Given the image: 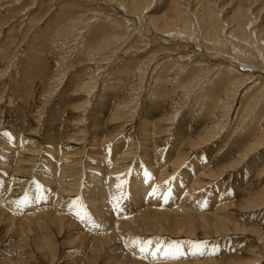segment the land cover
<instances>
[{"label":"rangeland","instance_id":"1","mask_svg":"<svg viewBox=\"0 0 264 264\" xmlns=\"http://www.w3.org/2000/svg\"><path fill=\"white\" fill-rule=\"evenodd\" d=\"M200 2L217 6L219 9L215 7V12L222 17L223 21H230L237 7L251 9L252 15H256L261 10V15L253 16V19L257 18L259 24L264 21V0L252 2L251 5L247 0H208V2L207 0H152L150 8L144 11L143 19L129 15L122 4L118 3V0H0V141H2V136L8 133V135L16 137L22 136L26 139L29 138L28 140H34L33 142L36 141L42 153L48 152L49 149L70 148L72 151L74 150V154L77 153L75 159L86 161V152L92 146H101L100 148L96 147L97 149H107L116 145L122 147L126 143L141 142L142 126L148 117L149 120H153L151 130L157 128L161 131L159 138L162 143H158V150L167 153L170 149L177 151L182 148L181 151H183L182 155L185 160L180 167L176 168L172 165V158L171 161H167V173H165L166 179H164L167 180V183L169 180L167 191H171L169 188L173 190L178 177L183 175L185 170L191 169L196 161L199 160L197 165L205 162L215 173V178L206 177L200 188H194L198 197L202 195L201 198H197L198 207L201 203L203 204L205 199L204 204L209 203L208 198L211 196L217 198L221 203H225L226 200V203L231 207L236 205V207H229L228 213L233 215L238 225L240 224L251 231L255 228V230L259 229L264 232V205L250 210H243L237 206L250 200L251 202L258 201L257 199L264 195V135H261L264 134V100L258 105V101L255 100L259 92H264V83H262L264 81V59L257 58L259 65L257 64L258 70L255 71L250 66L251 64L248 65L247 70L242 66L239 68L235 66V70L253 76L252 80L245 81L241 86L239 84L243 79L238 77L233 81L224 69L222 73L228 76L227 81H224L212 95L213 97L209 98L199 89L200 83L205 80L202 76L211 74L209 76L211 77L213 75L215 80L212 79V81H215L213 83L216 84L220 78L214 76L222 68H218L215 63H230L233 60L234 52H231L232 57L224 56V59L221 56H216V53H206L203 46L198 49L196 43L188 42V39L186 40L183 36V39L176 38L177 40L166 36L162 39L150 23V17H160L163 22H167V17H172L176 7L180 6L181 9L184 7L191 9L192 15L189 14V18L192 20L198 15L196 6L198 7ZM221 13L223 14L221 15ZM248 28L253 27L249 26ZM123 39L126 45L123 44ZM142 45L143 47H141ZM113 48L116 50L119 48L118 55L117 51H112ZM135 50L137 51L133 52ZM127 51L129 52L127 53ZM184 58L189 61L187 62ZM206 62L208 63L206 64ZM251 71L255 73L253 72V74ZM160 73L161 78L165 79V87L164 90L163 88L155 90ZM175 75L180 76L177 78L178 80L175 79ZM175 80L176 82H174ZM249 81L259 84L256 87L257 90L250 92L251 95L245 94L252 86ZM191 84H194L197 89ZM235 85L240 86L239 90ZM183 86L187 88L189 86L190 91ZM235 94L237 95L236 101L233 97ZM230 107L233 110L229 118L227 110ZM114 117L115 119L119 118L115 120ZM171 117L174 118L172 121L169 120ZM159 118L160 120H158ZM152 131L149 132L151 138L155 136L152 135ZM97 137L101 142L98 143V140L96 142ZM202 140L207 141V144H202ZM260 140L262 141L260 142ZM14 141L12 139L11 142L14 143ZM257 141L260 142V147ZM254 146L256 147L253 148L255 150L252 149L253 153L252 150L248 151L250 147ZM247 151L249 153L245 162H242L238 167L229 168L231 164L240 159L239 153L244 155ZM254 151L256 152L254 153ZM39 155L37 154L35 158V171H38L42 163L43 154ZM74 165L78 164L74 163ZM134 165V160H127L121 172H129ZM227 165L228 167H226ZM209 168H205L204 171L207 172ZM221 171L225 172L221 173ZM36 174L33 172L30 175L18 176L17 180L13 182L8 178L10 181L8 192H12V189L21 190L20 194L12 196L17 198L19 205L12 207L10 204L11 207L8 205L6 208L7 206L0 204V210L7 212L8 216L16 217H19L18 214L21 212H32L35 204H31L29 207L26 205L27 208H25L26 206L21 202L24 201L28 191L38 188L35 185L39 181ZM15 181L16 183L20 182V185L23 184L14 186ZM170 182L174 184H170ZM11 183L13 186L10 188ZM47 194V190L43 189V192L40 191L37 195L40 204L45 207L41 209L49 208L51 213L58 210L59 215L72 217V221L79 222L77 225H80V221L75 216L76 213L73 215L74 209L71 207V203L67 204L66 208L63 206L65 203L56 207L57 199L53 202L39 199L41 195L46 198ZM72 199L76 200L77 197L74 196ZM200 199L204 201L201 202ZM32 201L35 200L32 199ZM204 204L200 207L201 209H198L203 214L208 212L205 211ZM86 224L82 227L80 225L82 232L85 230L90 233L95 231L96 227L90 221H87ZM4 230V226L0 224V262L1 255L6 250L9 251L12 240V236L4 237ZM228 230V233L217 236L210 235L209 238H204L199 234L195 238L194 236L192 238V236L171 237L168 234H160L161 236L152 234L148 236L149 238L147 237L146 246L149 248V241L153 238L160 240L171 238V242L178 244L185 241L203 245L208 243L207 245L212 249L213 259L220 262L229 260L264 264V243L254 233L250 230L241 233L236 231L232 225ZM55 244L59 245L57 260L66 254L71 259L72 252L78 249L76 247L66 250L63 245V237L59 238ZM13 250L18 254L15 248ZM34 250L33 258H36L33 259L34 263L32 264H48V259L45 261L41 257L42 254L37 249ZM37 252L40 254L38 255ZM133 252L136 257L140 254L139 251ZM26 254L28 255V253ZM26 254L24 253V256ZM27 255L25 259H28ZM57 260L56 264H67V261L61 263L60 260Z\"/></svg>","mask_w":264,"mask_h":264},{"label":"bare ground","instance_id":"2","mask_svg":"<svg viewBox=\"0 0 264 264\" xmlns=\"http://www.w3.org/2000/svg\"><path fill=\"white\" fill-rule=\"evenodd\" d=\"M151 1L152 0H128V1L118 0V3L120 2V4H122V6L127 10L129 15H134L136 17L138 16L139 19H143L142 16L144 15V11L150 8ZM247 1L251 5L252 2H257L258 0H247ZM208 4L209 3L204 4V2H200L198 4V7L196 6V12L198 13V15L197 17L192 18L193 21L189 18V14L192 15L190 11L191 9L185 7L181 9L180 8L181 6L176 7V10L172 17L171 16L167 17L168 19L167 22H163L160 17L159 18L150 17L149 19L151 20L150 23L152 24L153 28H155V30L160 35V38L162 37V39L165 38V36L167 38H172V40L176 38L178 39L182 38L183 36V38H186V40L188 39V42L192 41L196 43L198 49H200L201 46H203L204 49L206 50V53L208 52L211 54L216 53V56L219 57L221 56L223 58L224 56L232 57L231 52H234V57H232L233 60L230 61V63L227 62L215 63L218 68L220 67L222 68L214 76L216 78L217 77L220 78V80L216 82V84H214L215 81H212L213 75L211 77H209L211 74L208 75L206 74L202 76V78H205V80L199 85L200 92L202 91V93L203 92L206 93L208 97L211 98V96L215 94L216 90L220 88V86L224 83V81H227L228 76L225 73H228L232 77L233 81L235 78L238 77L242 78L243 79L242 82L240 84L238 83L240 86L245 81L247 82L248 80H252L251 78L253 76L243 74L235 69L236 67L239 68V66H242L244 67L243 69L247 70L248 65L251 64L250 66H252L255 71L258 68L257 58L260 57L264 59V21L261 24H259L257 18H255V20L253 19V16L261 15L262 12L261 10H259L256 13V15H252L253 13L251 12V9L248 8L240 9V7H237L234 14L231 16L230 21L227 20L223 21L221 19L222 17H220V15L217 14V12H215V7L217 6L214 7V5L211 6ZM222 14L223 13H221V15ZM249 26H252L253 28L247 29V27ZM124 39H123V44L125 43ZM201 43L203 44L201 45ZM119 47H121V45H119ZM141 47H143V45ZM116 48L115 49L113 48L114 50L112 51H117V55H118L119 48L118 50H116ZM136 51L137 50L133 52ZM128 52L129 51H127V53ZM125 55L127 54L125 53ZM184 60H186V58H184ZM207 63L208 62H206V64ZM164 68H166V66H164ZM251 68L250 70H252ZM224 69H226L225 73H222ZM254 71L251 72L253 73ZM161 73L156 82L157 84L155 90L161 88H163L164 90L165 79L161 78ZM177 75L179 74L177 73ZM175 77L174 78L178 80L177 78L180 76L177 77L175 75ZM176 80L174 82H176ZM262 83H264V81ZM250 84H252V86L249 87L248 90L246 89L247 91L245 94L248 93L250 94V92H252L253 90H257L256 87L257 85H259L257 83L254 84V82H251ZM231 85L233 84L231 83ZM239 85L238 86L235 85L236 87H238L237 88L238 90L240 87ZM192 86H194V84ZM195 88L197 89V87ZM187 89H189V86ZM196 89L195 92H197ZM188 91H190V89ZM183 92L186 91L183 90ZM258 94L259 95L257 99H255L256 101H258L257 105L259 103L260 104L263 103L264 100V92H259ZM236 96H237L236 94L235 96H233L235 97V101L237 99ZM185 97L187 98V96ZM218 103H220V101ZM232 107H230L227 110L229 114L228 115L229 118H230V114L232 115L231 113L233 110ZM118 118L116 119L118 120ZM173 119L174 118L171 117L169 120L172 121ZM158 120H160V118ZM144 123L145 124L142 126L143 128L141 131L142 141L139 143L137 142L138 144L137 143L134 144L135 142L133 143L132 141H130L132 143H128V144L126 143L125 146L120 147V145H116L113 146V148L109 147L107 149L106 148L97 149L101 147L99 145H98L99 147L96 146L97 148L92 146L91 149L86 152L87 154L86 161L84 160L78 161L77 159H75L77 157V153L74 154L73 153L74 150L72 151L70 148L68 149L61 147L62 149L59 148L60 150L58 148L55 149L52 148L53 150L49 149L48 152L42 153L40 151L41 149L40 146L37 144L36 141H35L36 143L33 142L34 140L31 141L28 140L29 138L26 139L25 137L22 136L16 137L15 135H8L9 133L5 135L2 134L3 135L2 141H0V172H1L0 204H2L3 206H7L6 208H8V205L10 204L12 205V207L14 205H19V201H17V198L15 199L12 196L13 195L15 196L16 194H20L21 190L16 191L12 189V192L10 191L8 192L7 189L9 188L10 181L13 182L14 180H17L16 177L18 176L30 175L33 172H36L37 180H39V181L36 180L37 182L35 181L36 187L38 186V188H43L48 192L46 198L44 199L51 200V202L57 199L58 202L56 203V207L61 206L65 203L63 206L66 208V205L71 203L70 205L74 209L73 215H75L77 211L86 210L92 217L95 218V222L99 224V227H96L97 230L95 229V231L91 233L88 232L87 230L82 232L81 227L87 225L86 224L88 221L87 219L84 222H81L78 219L80 221V225H81L80 227V225H77L79 224V222L75 223L74 221H72V217H66L63 214L59 215L58 210L56 212L54 211V213H51V210L49 208H46L44 210L41 209L44 207V205H41L40 201L37 198V195L39 194L40 191L38 190V188L37 189L33 188L32 190L28 191V194L26 196L28 198V202L24 203V205L25 206L27 205L28 207L31 204H35L34 205L35 207H33L34 209L32 212L30 211L24 213L21 212L18 214L19 217H16L14 215L8 216V214L6 215L7 212L0 210V224L4 226L5 229L4 237L12 236V240L9 245L10 246L9 251L7 250L5 252L3 251L4 253L1 255L0 263L1 264H32L34 263L33 259L36 258V257L33 258L35 251L34 249H37V251H39L42 254L41 256L42 259H45V261L46 259H48L49 261L48 264H56L57 263L56 260L58 258L57 254H58L59 245H56L55 242L57 243L59 238L63 237L64 240L63 245H65L66 250L73 249L76 247L78 248L76 249L77 251L72 252L71 259L69 258L70 256L66 254L57 260V261L60 260L61 263L67 261V264H249L246 262L243 263V261L236 262V261L228 260V261L220 262L219 260L213 259L214 256L212 255V249L209 245H207L208 243H206V245H203V244H196L192 241H185L181 244H178L171 242L170 241L171 238H166V240L153 238V240L149 241L151 243L148 245L149 248H147L146 246V243L148 241L147 237L152 234H158V235L168 234L171 237L192 236V238L193 236L195 238V236H198L199 234V236L202 235L204 236V238L206 237L209 238L210 235L217 236L222 233H226V232L228 233L229 232L228 229L231 225L236 228V231H239L241 233H246V231H249L250 229L242 227L240 224L239 226L236 223V221L233 218V215H230L228 213L229 207L231 206L226 203V200H225L226 204L224 202L221 203L217 198L211 196L208 198L209 203L204 204L206 199L205 201L200 199V201L202 200L201 202L204 201L203 204L205 205L204 208H206V210L204 208L203 209L208 212L207 213L204 212L203 214L202 211L201 213L200 210H198L201 206H203V204L201 203L200 207H198L199 204L197 203L198 204L197 205L196 201L197 198L199 197L201 198L202 195L198 197L196 192H194V188H200L204 184L203 179L206 177H209L210 179L215 178V173L211 168L208 167L209 165L207 163L205 164V162H201L200 164L197 165V162L199 160L196 161V164H194L195 166L193 165L194 167L191 165L192 166L191 169L185 170L183 175L178 177V179L175 182V186L173 190L172 188H169L171 189V191L169 190L167 191L168 189L167 184H169V180L168 183L166 182L167 180H164L166 179L165 173H167L166 172L167 161H171L172 158L173 159L172 165L176 168L180 167L185 160L184 156L182 155L183 152L181 151L182 148L181 149L179 148V150L176 148L177 151L175 149H170V151L167 153H165L163 150L160 149L158 150L157 145L159 142H161L159 138V135L161 134H159V132L161 131L158 130L157 128H155L153 131L151 130L153 120L152 119L149 120L148 117ZM218 130L217 132H219ZM150 131L153 132L152 135H155L152 136L153 138H151V135H149ZM214 131L216 132V129H214ZM206 132L208 133L210 131H206ZM211 133L214 134V132ZM261 135L264 134L262 133ZM97 138H96V142L97 140L98 143L101 142V140L99 141L100 138L98 139ZM12 139L15 140L14 143L11 142ZM261 141L262 140H260V142ZM206 142L207 141H203L202 144H205ZM260 142H258V144ZM255 147L256 146L250 148L248 147L249 148L248 151L252 150ZM248 151L244 155L239 153L240 155L238 154V157L240 159L235 163L231 164L229 168L238 167L242 162H245L247 159V154L249 153ZM255 152L256 151H254V153ZM40 153L43 154L42 155L43 159L41 161L42 163L39 166L38 171H35L34 169V166L36 165L35 158L36 155L37 154L39 155ZM132 159L135 162L133 168H131L129 172H121V169L123 170L126 161L127 160L133 161ZM72 163L73 166H71ZM74 163L78 165L75 166ZM226 167H228V165ZM205 168L207 169L209 168V170L206 172V170L204 171ZM146 172L149 175L146 176L145 175ZM224 172L225 171H221V173ZM8 178L10 179V181ZM171 183L172 182H170V184ZM18 184L20 185V182H17L16 184H14V186H17ZM12 186L13 184L11 183L10 188ZM74 196L77 197L76 200L72 199V197ZM166 197L167 199H165ZM220 198H224V197H220ZM32 199H34L35 201H32ZM257 200L258 201L255 202H251V200L250 201L248 200L249 202L247 203L243 202V204L237 206L243 210L246 209L250 210L251 208L256 209V207H260L259 205L261 206L264 205V195L258 198ZM117 203L119 204L118 209L115 206ZM27 206L25 208H27ZM233 206L236 207L235 204L232 205V207ZM20 214H22V216H20ZM251 232L254 233L255 236H257L259 240L264 243V232L259 231V229L255 230V228ZM137 241H139V244L136 243ZM174 245L179 246L182 254L175 253V247H173ZM197 245H200L201 247L197 248ZM140 247L147 248V251L141 253ZM13 248H15L18 251V254H16V251H14ZM123 248L124 249L126 248L128 252L125 251L126 249L124 250ZM170 248L172 250L171 253L165 256V252L168 251ZM157 249H159V252H157ZM133 251H139L140 252L139 256L138 257L134 256L135 254L133 255L134 253ZM24 253L25 254L28 253V255L27 254L26 255L29 256L27 257L29 260L25 259L26 255L24 256ZM40 253H38V255ZM153 253H156V255L154 256Z\"/></svg>","mask_w":264,"mask_h":264},{"label":"snow or ice","instance_id":"3","mask_svg":"<svg viewBox=\"0 0 264 264\" xmlns=\"http://www.w3.org/2000/svg\"><path fill=\"white\" fill-rule=\"evenodd\" d=\"M145 175L147 176V175H149V174L146 172ZM38 190L41 191V192H43V189H42V188H38ZM39 199H44L43 195H41V196L39 197ZM165 199H167V197H166ZM27 202H28V198L25 197V200L22 201L21 203H27ZM77 202H78V201H77ZM115 206H116L117 209L119 208V204H118V203H117ZM76 216L78 217V219H79L81 222H84V221L87 219L88 221H90V222L93 224V226H95V227H99V224H97V223L95 222V220H93V218L91 217V215H90L86 210H84V211H77V212H76ZM136 243L139 244V241H137ZM149 243H151V242H149ZM173 247H175V253H176V254H182L181 251H180L179 246H175V245H174ZM199 247H201V246H200V245H197V248H199ZM145 251H147V248H145V247H140V252L143 253V252H145ZM171 251H172L171 248H170L168 251H166V252H165V256L169 255V254L171 253ZM157 252H159V249H157ZM153 255L155 256L156 253H153Z\"/></svg>","mask_w":264,"mask_h":264}]
</instances>
